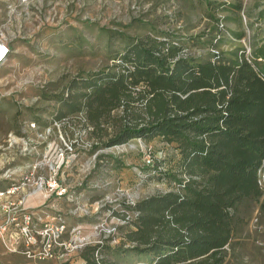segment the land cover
<instances>
[{
	"label": "trees",
	"instance_id": "trees-1",
	"mask_svg": "<svg viewBox=\"0 0 264 264\" xmlns=\"http://www.w3.org/2000/svg\"><path fill=\"white\" fill-rule=\"evenodd\" d=\"M218 32L211 49L224 41ZM119 35L123 45L108 51L109 65L49 97L50 120L87 131L91 151L134 140L171 146L177 157L167 173L161 150L145 147L153 163L140 160L147 177H167L173 190L124 205L136 216L118 228L121 242L87 245L70 264H226L252 213L264 214L256 181L264 160V47L250 57L241 47L192 57L168 34Z\"/></svg>",
	"mask_w": 264,
	"mask_h": 264
},
{
	"label": "rangeland",
	"instance_id": "rangeland-1",
	"mask_svg": "<svg viewBox=\"0 0 264 264\" xmlns=\"http://www.w3.org/2000/svg\"><path fill=\"white\" fill-rule=\"evenodd\" d=\"M218 29L224 41L211 49ZM162 33L192 57L234 47L250 57L264 47V0H0V44L9 49L0 64V187L28 178L24 192L36 199L29 205L34 213L41 220L62 216L88 245L110 237L111 246L118 244V228L136 216L124 205L173 190L171 179L144 174L140 155L148 152L142 150H161L166 173L176 151L157 140L91 151L87 131L51 122L56 104L49 97L78 74L109 65L108 51L123 45L119 34L165 40ZM54 181L66 190L62 196L51 193ZM232 247L226 264H264L258 209ZM0 264L15 263L0 257Z\"/></svg>",
	"mask_w": 264,
	"mask_h": 264
},
{
	"label": "built area",
	"instance_id": "built-area-1",
	"mask_svg": "<svg viewBox=\"0 0 264 264\" xmlns=\"http://www.w3.org/2000/svg\"><path fill=\"white\" fill-rule=\"evenodd\" d=\"M9 49L0 44V60L6 58ZM143 160L151 165L153 159L145 154ZM0 187V242L6 253L19 254L34 264L55 262L66 264L72 254L89 244L77 227L68 228L66 220L56 215L41 220L27 204L28 193L24 192L26 181ZM257 185L264 190V160L256 177ZM43 180L39 188L43 187ZM51 193L62 196L65 189L56 181ZM256 220V219H255ZM254 220V221H255Z\"/></svg>",
	"mask_w": 264,
	"mask_h": 264
},
{
	"label": "crops",
	"instance_id": "crops-1",
	"mask_svg": "<svg viewBox=\"0 0 264 264\" xmlns=\"http://www.w3.org/2000/svg\"><path fill=\"white\" fill-rule=\"evenodd\" d=\"M35 201H36L35 198H33V199L30 198L27 200V204L32 205V204L36 203ZM0 248L3 249L1 242H0ZM2 252H3V254H1L0 257H5V259H8L9 261L14 262L15 264H34V263L26 260L23 256H21L19 254L6 253L4 250Z\"/></svg>",
	"mask_w": 264,
	"mask_h": 264
},
{
	"label": "bare ground",
	"instance_id": "bare-ground-1",
	"mask_svg": "<svg viewBox=\"0 0 264 264\" xmlns=\"http://www.w3.org/2000/svg\"><path fill=\"white\" fill-rule=\"evenodd\" d=\"M5 60V58L3 60H0V64Z\"/></svg>",
	"mask_w": 264,
	"mask_h": 264
}]
</instances>
